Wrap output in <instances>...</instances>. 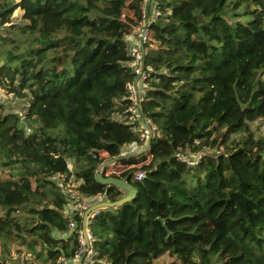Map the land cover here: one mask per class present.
I'll list each match as a JSON object with an SVG mask.
<instances>
[{
  "label": "trees",
  "instance_id": "obj_1",
  "mask_svg": "<svg viewBox=\"0 0 264 264\" xmlns=\"http://www.w3.org/2000/svg\"><path fill=\"white\" fill-rule=\"evenodd\" d=\"M146 6L0 0V88L25 112L0 104V264L12 253L20 264L73 263L83 218L69 229L52 178L74 176L84 196L116 202L127 194L95 176L102 153L114 159L127 148L116 162L125 170L110 176L129 178L137 196L91 220L96 259L264 264V135L252 128L264 119V0L150 2L140 103L153 128L147 151L128 112L137 78L128 39ZM230 13L247 21L231 24Z\"/></svg>",
  "mask_w": 264,
  "mask_h": 264
},
{
  "label": "built area",
  "instance_id": "obj_2",
  "mask_svg": "<svg viewBox=\"0 0 264 264\" xmlns=\"http://www.w3.org/2000/svg\"><path fill=\"white\" fill-rule=\"evenodd\" d=\"M149 0H146L147 6L144 11V19L136 27L134 31L135 43L129 47L130 56L133 57V61L131 62V67L134 69L137 78L132 83L129 84V89L132 94L131 99L133 102L132 107L128 110L130 113V123L137 125V130L141 132L142 138L146 141L147 144L150 143L151 138L153 136V128L150 125V122L142 115L140 103L142 100V94L147 88V80L149 78V72H151V68H147L145 70L144 59V45L148 41L149 38ZM139 83L143 84V92L141 93L139 90ZM16 98L13 94H7L5 97H0V104L5 105L7 99ZM17 99V98H16ZM259 124L261 125V133L264 135V119H260ZM29 132V130H28ZM208 153V151H206ZM203 157V153L200 154H190L189 158L186 159L190 166H195L200 159ZM145 176V172L138 171L134 174V178L136 180H142ZM54 181L58 183L60 186L62 193L64 194L67 205L63 212V216L69 221V229L71 231L77 230V223L74 219L75 216H81L83 218L84 213L89 209V207L84 203V198H89L84 196L80 187L83 183L82 180H76L74 176L69 177L67 175H55L52 178ZM102 197V196H100ZM101 210H97L92 213L88 219V226L91 223V220L95 218L100 213ZM88 240L90 245L88 246L85 237L83 235L82 229L78 231L79 234V242L81 245L80 252L77 258L74 260L77 263L80 257L86 253L85 259L82 264H108L104 260L96 259V254L93 246V237L90 229L88 228Z\"/></svg>",
  "mask_w": 264,
  "mask_h": 264
},
{
  "label": "rangeland",
  "instance_id": "obj_3",
  "mask_svg": "<svg viewBox=\"0 0 264 264\" xmlns=\"http://www.w3.org/2000/svg\"><path fill=\"white\" fill-rule=\"evenodd\" d=\"M16 1H20V0H16ZM127 14L131 16L130 12H127ZM240 14L241 13H230L227 15L226 18L231 24H235L238 21L246 22L247 18L242 17ZM22 16H23V12L19 9L14 13V15L12 17V21L14 23H18L21 21ZM6 96H7V92L4 89L0 88V97L6 98ZM23 106H24L23 101L18 100L16 98L7 99V101L5 103V107H6L7 111L15 112L22 117H24V115H25ZM252 128L255 131V133L257 134V136H263V134L261 133V125L259 124V122L254 123L252 125ZM130 152H131V150L129 148H127L124 150L123 155H128ZM101 156L106 158V161L102 164L101 168L104 165H107V167H108V171L106 172L107 176H110L111 174H118L119 175L125 170V168L123 166H121L120 164H118L116 162L113 163L112 159H109L108 155L106 153H102ZM70 168L72 170L74 169V163L73 162L70 164ZM1 175L3 177L5 176V174H1ZM166 261L171 262L173 260L169 256H166ZM161 262H162V260H158L155 262V264H161ZM8 264H20L14 253H12V255H10Z\"/></svg>",
  "mask_w": 264,
  "mask_h": 264
},
{
  "label": "water",
  "instance_id": "obj_4",
  "mask_svg": "<svg viewBox=\"0 0 264 264\" xmlns=\"http://www.w3.org/2000/svg\"><path fill=\"white\" fill-rule=\"evenodd\" d=\"M150 2L152 0H149ZM149 144H147L145 151H147L149 149ZM129 157V155H121L118 158H114L112 159V162H117L123 158ZM107 165H104L102 168H100V170L96 173V181L104 186H115L118 189L124 191L127 195L123 198H121L120 200L116 201V202H110V201H102L99 202L98 204L93 205L92 207H90L83 216V221H82V231H83V235L85 237V240L88 244V246L90 245V242L88 240V219L90 217V215L92 213H94L97 210H103V209H114L116 207H119L121 205H124L126 203L132 202L136 196H137V190L130 184V180L129 178H124V179H120V178H116V177H112V176H105V170H106ZM86 253L83 254L79 261L78 264H82L84 259H85Z\"/></svg>",
  "mask_w": 264,
  "mask_h": 264
},
{
  "label": "crops",
  "instance_id": "obj_5",
  "mask_svg": "<svg viewBox=\"0 0 264 264\" xmlns=\"http://www.w3.org/2000/svg\"><path fill=\"white\" fill-rule=\"evenodd\" d=\"M148 3L150 4V1ZM135 41H136L135 36H131L128 39V42H129L130 45H133L135 43ZM139 90H140L141 93L144 91L142 83H139ZM102 201H105V200L103 199V197H100V196L92 197V198H84V203L89 208L92 207L95 204H98L99 202H102ZM69 264H78V262L77 263L73 262V263H69Z\"/></svg>",
  "mask_w": 264,
  "mask_h": 264
}]
</instances>
